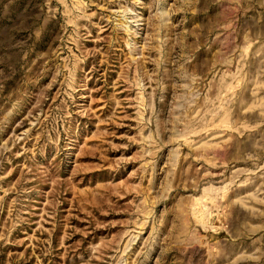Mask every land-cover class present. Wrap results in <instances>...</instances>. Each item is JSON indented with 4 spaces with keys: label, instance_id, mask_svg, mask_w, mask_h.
Masks as SVG:
<instances>
[{
    "label": "rangeland",
    "instance_id": "374dc122",
    "mask_svg": "<svg viewBox=\"0 0 264 264\" xmlns=\"http://www.w3.org/2000/svg\"><path fill=\"white\" fill-rule=\"evenodd\" d=\"M0 264H264V0H0Z\"/></svg>",
    "mask_w": 264,
    "mask_h": 264
}]
</instances>
